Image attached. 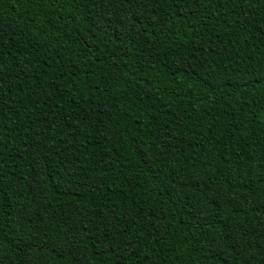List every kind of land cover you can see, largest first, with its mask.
<instances>
[{
  "label": "trees",
  "instance_id": "trees-1",
  "mask_svg": "<svg viewBox=\"0 0 264 264\" xmlns=\"http://www.w3.org/2000/svg\"><path fill=\"white\" fill-rule=\"evenodd\" d=\"M0 264H264V0H0Z\"/></svg>",
  "mask_w": 264,
  "mask_h": 264
}]
</instances>
